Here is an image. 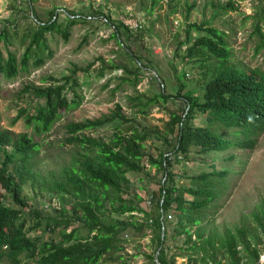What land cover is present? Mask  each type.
<instances>
[{"label": "trees", "instance_id": "16d2710c", "mask_svg": "<svg viewBox=\"0 0 264 264\" xmlns=\"http://www.w3.org/2000/svg\"><path fill=\"white\" fill-rule=\"evenodd\" d=\"M25 1L34 18L27 12L22 27L15 20L0 29V79H12L20 72L41 66L46 54H52L51 36L57 33L68 40L73 25L97 19L94 13L66 12L61 20L55 8L50 19L43 21L33 10L37 0ZM100 16L102 19L97 20L103 24L111 22L107 15ZM261 19L262 16L257 17L254 27L262 40L259 48L264 46ZM195 25L207 34L194 41L187 35L181 42L180 46L187 47L181 56V74H177L180 69L174 68V94L165 93L163 88L146 101L142 96L135 98L142 109L170 98L185 104L181 112L171 114L166 131L161 133L168 148L158 156L149 152L145 148L149 130L136 126L120 104L100 117L69 122L65 140L83 151L63 167V179L51 189L53 194L58 193L62 204L55 214H44L32 207L24 190L25 184L37 179L33 162L38 143L28 133L15 135L8 129L0 130V264L5 260L11 264H31L30 260L36 264H101L106 256L113 255L121 264H132L137 254L126 251L124 234L147 229L154 231L155 240L154 253L146 254L148 264H177L178 257L187 264H262L264 250L259 247L257 227H264V206L252 213L257 226L235 225L222 232L209 231L204 221L220 195L217 183L229 171L219 169L216 162H210L211 171L197 174L175 170L176 166L182 168L180 164L190 160L192 153L204 157L233 146L253 148L264 131V67L237 65L232 61L225 31L207 23H191L189 27ZM113 26V36L126 47L121 40L123 31L130 38L132 29L122 21ZM128 55H132L129 50ZM134 65L135 70L126 68L132 76L122 78L133 85L143 76L141 65ZM91 66L74 64L68 75L48 76L49 85H24L18 92L20 98L27 95V100L35 105L33 112L20 109L17 118L23 117L36 133L50 131L63 112L79 105L77 90L91 79ZM110 66L116 67L113 63ZM189 71L194 72L199 89H187ZM103 73L102 67L99 74ZM200 114L203 123L196 121ZM109 124L116 129L109 140L81 133ZM144 161L163 173L149 209L142 205L144 198L131 191L128 175L148 173ZM177 175L185 181L176 180ZM171 213L176 216L174 236L183 237L173 250L166 244ZM54 233L59 237H54Z\"/></svg>", "mask_w": 264, "mask_h": 264}, {"label": "rangeland", "instance_id": "374dc122", "mask_svg": "<svg viewBox=\"0 0 264 264\" xmlns=\"http://www.w3.org/2000/svg\"><path fill=\"white\" fill-rule=\"evenodd\" d=\"M156 1L154 7V0H37L33 5L36 15L43 21L50 19L51 11L55 8H58L61 20L65 19L66 12L78 15L94 13L97 19H102L100 15H107L111 20L105 24L97 19L92 23H77L71 27L68 40L55 33L49 38L52 54H46L41 66L32 67L30 72H20L12 79H0V130L8 129L15 135L28 133L39 145L33 162L37 179L25 184L24 190L31 206L38 207L44 214H55V210L61 209L58 193L53 194L51 189L55 182L63 179V167L83 151L80 146L68 144L65 140L69 122L100 117L120 104L136 126L149 130L150 136L145 141V148L149 152L158 156L168 148L161 133L166 131L171 114L181 112L185 104L179 99L170 98L152 102L142 109L135 98L142 96L146 101L163 88L165 93L174 94V68L180 69L177 74H181V56L187 47L180 46L181 42L187 35L194 41L199 35L207 34L205 30L196 28V25L189 27V24L207 23L225 31L234 63L251 69L264 67V46L259 48L262 40L254 30L257 17L262 16L260 25L264 32V0ZM188 5L193 7L189 9ZM27 12L31 17L34 16L25 0H0V29L9 27L17 20L22 27ZM120 21L132 29L130 38L123 31L121 40L127 44L126 47L119 45L113 36V23L118 24ZM128 50L132 52L131 57ZM133 62L141 65L140 73L143 75L134 85L122 80L123 77L132 76L126 68L135 70ZM112 63L116 67H111ZM74 64L80 67L92 64L91 79L77 90L81 97L79 105L63 112L50 131L36 133L34 126H28L23 117L17 118L20 109L26 108L33 112L35 105L27 100V95L21 99L19 90L29 83L49 85L50 82L46 80L48 76L68 75ZM102 67L104 73L99 74ZM186 77L187 89L200 88L194 72L189 71ZM201 117L202 114L199 119ZM196 121L203 123L202 119ZM115 130L114 124H109L98 130L81 133L109 140ZM256 139L253 148L233 146L224 152H209L204 157L192 153L190 160L180 164L182 168L176 166V171H186L189 175L211 171L210 162H216L219 169L229 171L222 181H218L220 195L204 221L209 231L222 232L235 225L257 226L252 213L259 206H264V131ZM144 163L148 173L132 172L128 175L131 191L139 193L144 198L142 205L149 209L153 204L152 194L158 193L163 173L150 167L146 161ZM176 180L185 181L180 175H177ZM171 215L168 217L171 224L168 226L166 244L171 245L173 250L176 244H181L183 237L174 236L176 216L173 213ZM257 230L259 247L264 250V227L258 226ZM34 233L36 235L37 232ZM53 236L58 238L59 234L54 233ZM123 245L129 254H137L132 264H148L146 254L154 253L155 249L154 231L147 229L144 232L126 233ZM115 256H106L101 264H121L122 261ZM29 262L36 264L32 260ZM176 262L187 264L180 257L176 258ZM260 262L264 264V254ZM1 264L11 263L5 260Z\"/></svg>", "mask_w": 264, "mask_h": 264}, {"label": "water", "instance_id": "95a60500", "mask_svg": "<svg viewBox=\"0 0 264 264\" xmlns=\"http://www.w3.org/2000/svg\"><path fill=\"white\" fill-rule=\"evenodd\" d=\"M158 253L156 254V257H157Z\"/></svg>", "mask_w": 264, "mask_h": 264}, {"label": "built area", "instance_id": "2783aa9c", "mask_svg": "<svg viewBox=\"0 0 264 264\" xmlns=\"http://www.w3.org/2000/svg\"><path fill=\"white\" fill-rule=\"evenodd\" d=\"M149 202H151V201H149ZM169 217H171V216H169Z\"/></svg>", "mask_w": 264, "mask_h": 264}]
</instances>
